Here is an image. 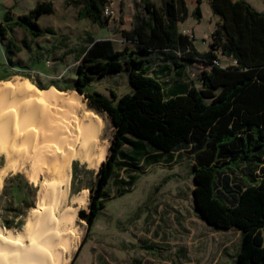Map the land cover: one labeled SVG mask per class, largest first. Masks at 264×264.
Returning a JSON list of instances; mask_svg holds the SVG:
<instances>
[{"label": "trees", "instance_id": "obj_1", "mask_svg": "<svg viewBox=\"0 0 264 264\" xmlns=\"http://www.w3.org/2000/svg\"><path fill=\"white\" fill-rule=\"evenodd\" d=\"M208 1L219 16L208 50L200 51L194 36L179 28L188 14L185 0L135 1L131 27L119 30L127 42L121 49L109 38L88 40L76 78L64 89L78 91L105 113L113 133L89 187L88 209L79 210V217L87 222L88 236L107 207L111 181L118 195H124L138 179L139 163H157L163 154L186 151L203 192L196 205L202 217L216 229L242 231L235 260L225 264H264V11L246 0ZM105 3L66 1L77 9L78 19L89 18L101 27L111 20L103 13ZM54 11L46 0L15 19L7 10L0 39L6 42L8 61L19 49L13 36L8 37L13 29L22 28L32 39L41 37L48 30L38 20ZM193 14L201 17L199 5ZM219 52L234 63L221 65ZM154 54L164 60L158 69ZM198 60L206 66L195 81L188 75ZM123 71L131 91L119 95L113 87L106 93L94 88L93 79ZM27 187L35 192L34 186ZM28 207L5 209L23 217ZM84 243L85 238L71 264Z\"/></svg>", "mask_w": 264, "mask_h": 264}, {"label": "rangeland", "instance_id": "obj_2", "mask_svg": "<svg viewBox=\"0 0 264 264\" xmlns=\"http://www.w3.org/2000/svg\"><path fill=\"white\" fill-rule=\"evenodd\" d=\"M185 1L188 14L185 21L179 24V28L182 32L184 29L190 30L189 35L194 36V43L200 51L208 50L211 34L219 16L213 12L208 0ZM246 1L255 9L264 11V0ZM124 2L133 4V0ZM113 3L117 13L112 22L104 27L93 24L89 19L79 20L76 11L67 15L73 32L67 33L70 38H67L69 41H66V44L72 42L83 44L88 35L94 37L108 35L120 39L116 40L115 44L122 48L127 42L123 41L119 30L123 26H128V20L131 18L130 7H126L127 21L124 24V17L122 16V19L118 14L120 0H113ZM197 5L200 6L202 13L200 18L193 14ZM56 8L57 14L44 17L41 20L42 24L58 17L62 20L63 15L58 13L63 10V2L56 0ZM20 35L17 34L18 37ZM31 43L33 49L20 42L11 62L8 61L5 48L0 43V84L28 80L42 90L54 88L74 105H80L85 111L99 115L104 121L101 139L107 144V155L113 133L110 119L105 113L91 107L84 95L78 91L64 89L76 78L80 60L73 62L69 57L66 64L54 63L51 54L55 50L47 49L50 41L43 38ZM40 44L44 46L43 49L38 47ZM41 52L43 57L48 55L50 62L47 63L45 58L39 57ZM218 56V62L223 66L234 63L231 57H226L220 52ZM152 60L156 69L164 62L155 54ZM205 66V62L198 60L190 69L188 78L197 81ZM163 76L168 80L169 73ZM2 77L5 78L1 79ZM92 84L103 93H106L109 87L115 88L119 95L131 91L128 75L124 71L97 77L92 80ZM5 167L6 155L0 150V230L4 227L18 231L25 226L29 214L37 207L42 175L35 179L26 168H11L4 171ZM192 167L193 158L186 151L179 154L175 152L173 156L163 154L157 163H139L135 167L138 179L124 195H118L117 187L111 181L108 187L107 207L86 236L87 222L79 217V210L88 209L89 187L94 184L99 168H89L86 162L74 159L71 163L69 201L72 204V197H79V200L72 204L77 209L74 228L78 231L79 242L65 254L63 264H71L84 238L85 243L74 264H225L234 261L240 250L242 231L237 228L216 229L205 221L196 207L203 192ZM15 175L19 176L11 179ZM124 175H127L126 172ZM28 182L35 187V192L29 191ZM16 206L24 209L29 206L23 219L15 217V210L5 209ZM260 249L264 250V245ZM53 262L56 263L54 257Z\"/></svg>", "mask_w": 264, "mask_h": 264}, {"label": "bare ground", "instance_id": "obj_3", "mask_svg": "<svg viewBox=\"0 0 264 264\" xmlns=\"http://www.w3.org/2000/svg\"><path fill=\"white\" fill-rule=\"evenodd\" d=\"M104 121L76 106L54 88L42 90L26 81L0 84V150L4 169L26 168L42 175L38 204L22 229L0 230V264H63L79 242L77 209L71 199L74 159L98 169L107 151ZM82 198V197H80ZM64 260V259H63Z\"/></svg>", "mask_w": 264, "mask_h": 264}, {"label": "crops", "instance_id": "obj_4", "mask_svg": "<svg viewBox=\"0 0 264 264\" xmlns=\"http://www.w3.org/2000/svg\"><path fill=\"white\" fill-rule=\"evenodd\" d=\"M39 1H42V0H0V24L4 22L7 10H10L12 12L13 17L15 19L18 15H22V14L29 12V10H31ZM46 1H51L53 3L55 11L52 14H45V15L41 16L40 19L38 20L39 25L43 29L48 30L43 36L38 37L36 39H32L30 36H28L24 32V30L22 28L15 27L13 29V31L8 35V37L12 35L13 38L15 39V43L17 44V46L20 42H23L25 44V46L29 49H31V48L33 49V43H31V41H38L39 39L46 38L47 41H50V45L48 46L47 49L50 48V50H52V51L55 50V52H52V54H51V58L53 59L54 63L63 62L66 64V61H67L66 59H68L69 57L72 58L73 62H76V60H79L81 54L83 53L84 48L87 46L88 40H90L94 36L88 35L86 37L85 43H83V44H76V42H74V43L72 42L73 44L72 43L66 44L67 43L66 41H69L67 38L68 37L70 38V36L67 35V33L73 32L71 22H69V20H67L66 16L71 15L72 12L74 13V11H76V13H77V9L71 5H67L66 4L67 0H60L63 2V10H62V12H60L58 14L63 15L62 20H60L58 17L57 19L50 20L48 23L42 24L41 20L44 17H46V16L49 17V16H53V15L57 14L56 0H46ZM135 1H139V0H133V4L130 5V4H126L124 2V0H120L118 14H120L121 17L122 16L124 17V24L127 21L126 20V16H127L126 7H128V6L130 7L129 15L131 17L130 20H128L129 21L128 26L127 27L123 26L121 29H124V28L129 29L131 27L132 18H133V15L135 13V5H134ZM152 1H155V0H152ZM112 2H113V0H112ZM73 9H75V10H73ZM123 17H122V19H123ZM83 19H89V18H83ZM83 19H79V20H83ZM112 19L113 18H111L109 23L112 22ZM89 20L93 24L99 26L97 23H94L91 19H89ZM181 23L182 22H180L179 24H181ZM17 34H21L20 37H18ZM94 38L95 39L109 38V39H112L114 41V43L116 40L120 41V39H116V38L110 37L108 35H98ZM0 43L3 47L6 44V42L2 43L1 39H0ZM71 44H72V46H71ZM115 46H116V44H115ZM38 47H40L42 49L44 48V46L42 44L38 45ZM17 48L18 47H13L12 49L17 50ZM116 48L121 49L120 47H117V46H116ZM15 54L16 53H14L11 56L12 59H13ZM39 57L42 59L45 58L47 63L50 62V58L48 57V55H47V57H43V52L39 53ZM186 69L189 70L188 67ZM178 72H181V70H178ZM179 85H181V84H179ZM179 87H181V86H179ZM29 184H30V186H33L31 183H29ZM15 215H16L15 216L16 218L23 219L26 214L23 217L20 215H17V214H15Z\"/></svg>", "mask_w": 264, "mask_h": 264}, {"label": "built area", "instance_id": "obj_5", "mask_svg": "<svg viewBox=\"0 0 264 264\" xmlns=\"http://www.w3.org/2000/svg\"><path fill=\"white\" fill-rule=\"evenodd\" d=\"M103 13H104V15L109 16L110 18H113L116 15L117 10H116L112 0H106L105 6L103 9ZM189 32H190L189 29L183 30L184 34H189Z\"/></svg>", "mask_w": 264, "mask_h": 264}]
</instances>
